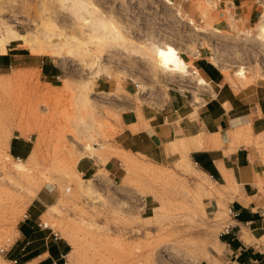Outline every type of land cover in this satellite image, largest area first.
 Returning <instances> with one entry per match:
<instances>
[{
  "label": "rangeland",
  "instance_id": "rangeland-1",
  "mask_svg": "<svg viewBox=\"0 0 264 264\" xmlns=\"http://www.w3.org/2000/svg\"><path fill=\"white\" fill-rule=\"evenodd\" d=\"M85 1L95 9L85 15L104 19L103 27L77 18L73 0H15L16 8L0 11L3 25L24 36L41 41L44 32L52 34L48 52L12 39L10 63L0 66V264H233L220 233L229 226L232 235L238 226L230 211L240 198L236 185L214 182L182 142L171 147L179 153L155 162L119 151L116 140L131 141L127 133L117 135L122 112L134 118L140 102L159 104V87L188 81L174 73L190 72L182 56L196 48L226 84L264 98V5L244 24L232 11L221 15L217 0ZM74 31L83 42H60ZM97 77L114 83L112 93L99 90ZM121 83L140 90L135 99ZM20 134L33 152L18 161L8 144ZM143 146L153 151L148 138ZM88 154L99 157L100 167L112 158L111 178L100 169L92 177L77 171ZM41 220L51 229H41ZM51 230L63 252L59 260L42 254ZM246 231L240 233L248 242Z\"/></svg>",
  "mask_w": 264,
  "mask_h": 264
},
{
  "label": "crops",
  "instance_id": "crops-1",
  "mask_svg": "<svg viewBox=\"0 0 264 264\" xmlns=\"http://www.w3.org/2000/svg\"><path fill=\"white\" fill-rule=\"evenodd\" d=\"M217 5L216 8L223 11L221 15L232 11L236 20L245 24L260 10V5H264V0H217ZM8 49H17V46ZM182 58L188 71L196 69V72L174 73L188 81H173V84L166 85L168 90L159 87L163 99L156 106L140 102L139 115L136 117L122 112L120 119L123 129L117 135L127 133L131 141L127 144L125 138L119 137V141L116 140L118 150H130L161 162L179 153V146L177 150L171 147L173 143L179 145L182 142L191 161L194 164L196 162L195 165L214 182L218 183L219 179L222 184L236 185L238 188L240 198H234L233 211L230 210L231 222L238 226H235L232 235L225 234L226 239L222 243L225 251L233 254L232 263L264 264V218L259 216L260 211L264 210V98L260 100L257 95L252 97L253 93L256 94L252 88L250 91L248 87L234 89L226 84L225 76L215 64L194 57L193 52L188 58ZM9 63L7 51L0 53V66ZM196 76L202 77L206 84H200ZM137 83L135 80L134 84ZM190 83H193L194 89L181 86ZM96 84L105 94L115 89L114 83L108 78L101 81L97 77ZM124 84L121 83V87L125 93L135 99L140 90L130 91L128 85L132 84ZM144 137L149 139L153 151L143 146ZM8 149L13 157L28 158L33 152V145L28 136L20 134L10 139ZM85 157H80L76 163L81 175L92 177L100 169L111 178V157L106 158L101 167L96 155L88 154ZM39 199L36 194L33 200ZM40 203L45 207L53 205L52 201ZM39 222L44 223L42 220ZM242 229L247 230L248 242L241 238ZM54 233L49 231L50 246L42 254L48 252L52 259L59 260L63 252L57 248ZM22 263H26V260H22Z\"/></svg>",
  "mask_w": 264,
  "mask_h": 264
},
{
  "label": "bare ground",
  "instance_id": "bare-ground-1",
  "mask_svg": "<svg viewBox=\"0 0 264 264\" xmlns=\"http://www.w3.org/2000/svg\"><path fill=\"white\" fill-rule=\"evenodd\" d=\"M14 1L15 0H0V11L2 8H6L5 6H7V7L10 6V8L11 7L16 8V5L18 6L19 4L18 3L16 4V2H14ZM73 1L74 2L72 5L75 7V14L77 13V16H78L77 18H80L83 23L88 24V26H89V23L92 25H95V26H93V28L94 27L98 28V27L104 26V24H105L104 19H98V21L93 22L89 16L85 15V13L93 14L95 12V9L91 6H89L88 2H86L85 0H73ZM14 4H16V5H14ZM42 6H45V4L44 5L42 4ZM21 7L19 6L18 8L20 9ZM47 7L48 6H46L45 9ZM3 24H5V21L2 18H0V28L2 27ZM3 26H4L3 30L0 31V53H3L6 51V45L8 43H10V41L12 39H24L25 41L31 40L33 42L29 43L30 47L33 50L42 51V52H48V47L50 45H52V43H50L52 34H49L47 32L43 33V35L41 36L42 40L39 41L36 36H32V35L24 36L23 34L18 33L16 30H14L13 28H11L7 25L6 26L3 25ZM71 32H73V31L71 30ZM57 34H59V33H57ZM54 35H55V33H54ZM71 35H73V36H71ZM71 35L70 36L66 35V37L60 38V42H64V43L66 42V44L71 40H72V42H74V44H77V43L80 44V42H83V39H81V37H74L75 31H74V34H71ZM69 39H71V40H69ZM34 41H36V42L34 43ZM44 42H46V44H44ZM70 44H67V45H70ZM72 45L73 44H71V46ZM81 45H82V43H81ZM72 50L73 49L70 48L68 51L72 52ZM51 52H53V51H51ZM198 144L200 145V141H198Z\"/></svg>",
  "mask_w": 264,
  "mask_h": 264
},
{
  "label": "built area",
  "instance_id": "built-area-1",
  "mask_svg": "<svg viewBox=\"0 0 264 264\" xmlns=\"http://www.w3.org/2000/svg\"><path fill=\"white\" fill-rule=\"evenodd\" d=\"M193 55H194V57H200L201 52H200L199 48H196V49H195V51L193 52ZM209 57L212 58V56H209ZM200 58H201V57H200ZM204 59L208 60V57H205ZM191 72H192V73H195V72H196V69H192ZM15 159L19 161V160H21V157H19V156H15ZM195 164H196V162H195ZM259 214H260V216L263 217V216H264V210L260 211ZM235 215H236V213H235ZM26 218H28V214H27V213H24V214H23V219H26ZM38 226L45 228V227H47V224H46V223L39 222V223H38ZM228 232H229V226H227V227H226V228L220 233V235L227 234ZM54 236H56V233H54ZM5 249H6V248H2V249H1V251H2L4 254H6ZM6 251H7V250H6ZM12 262H13V263H16V259H13Z\"/></svg>",
  "mask_w": 264,
  "mask_h": 264
}]
</instances>
